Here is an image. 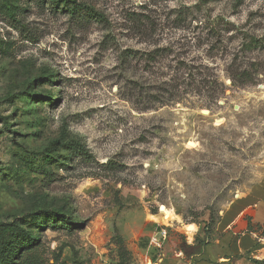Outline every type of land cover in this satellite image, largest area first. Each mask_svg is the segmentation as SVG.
Wrapping results in <instances>:
<instances>
[{
	"label": "rangeland",
	"instance_id": "obj_1",
	"mask_svg": "<svg viewBox=\"0 0 264 264\" xmlns=\"http://www.w3.org/2000/svg\"><path fill=\"white\" fill-rule=\"evenodd\" d=\"M263 180L264 0H0V264H187Z\"/></svg>",
	"mask_w": 264,
	"mask_h": 264
},
{
	"label": "crops",
	"instance_id": "obj_2",
	"mask_svg": "<svg viewBox=\"0 0 264 264\" xmlns=\"http://www.w3.org/2000/svg\"><path fill=\"white\" fill-rule=\"evenodd\" d=\"M252 197L254 198V206L251 209H246L240 214L232 215V222H235L234 230L227 231L225 235L217 238L213 243L206 245H199L194 251L192 260L187 264H262V258H264V247L260 246V249L252 253L259 252L257 259H253L247 256V243L256 235V228L264 226V180L256 185L252 191ZM255 225V227H253ZM240 231L241 234L249 233L251 237H242V239H236L234 235ZM253 234V236H252ZM263 242V239H259ZM261 252V253H260ZM240 253V254H239ZM261 256V257H260Z\"/></svg>",
	"mask_w": 264,
	"mask_h": 264
},
{
	"label": "bare ground",
	"instance_id": "obj_3",
	"mask_svg": "<svg viewBox=\"0 0 264 264\" xmlns=\"http://www.w3.org/2000/svg\"><path fill=\"white\" fill-rule=\"evenodd\" d=\"M221 121H223V119H219L218 120V122H221ZM196 144L197 143L194 140H191L188 143V145L191 146V147L196 146ZM161 211H162V214H163L165 220H171V219L177 218V215L174 213V211L172 209H169L165 205H163L161 207ZM186 227L190 231L196 230V225H194L193 223L186 224Z\"/></svg>",
	"mask_w": 264,
	"mask_h": 264
},
{
	"label": "trees",
	"instance_id": "obj_4",
	"mask_svg": "<svg viewBox=\"0 0 264 264\" xmlns=\"http://www.w3.org/2000/svg\"><path fill=\"white\" fill-rule=\"evenodd\" d=\"M48 213V215H50L53 219H55L56 218V213L55 212H47ZM41 222L40 221H38V224H40Z\"/></svg>",
	"mask_w": 264,
	"mask_h": 264
}]
</instances>
